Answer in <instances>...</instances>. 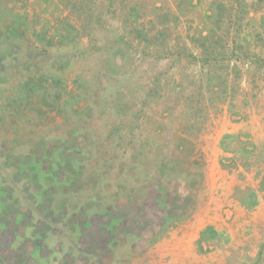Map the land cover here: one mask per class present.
<instances>
[{"label":"rangeland","instance_id":"1","mask_svg":"<svg viewBox=\"0 0 264 264\" xmlns=\"http://www.w3.org/2000/svg\"><path fill=\"white\" fill-rule=\"evenodd\" d=\"M0 189V264H255L228 229L182 238L264 203V0H0ZM67 197L54 257L36 208Z\"/></svg>","mask_w":264,"mask_h":264},{"label":"crops","instance_id":"2","mask_svg":"<svg viewBox=\"0 0 264 264\" xmlns=\"http://www.w3.org/2000/svg\"><path fill=\"white\" fill-rule=\"evenodd\" d=\"M246 129V123L228 124L221 131V139L227 133H240L242 131H245ZM244 207L245 208L228 209L231 214L230 218H232L231 223L233 224L228 223L225 218H220V215L216 212L217 209H215V211H211V209H208L205 212H197L186 226V230L183 233L182 244H186V246H188L187 244L190 245V242L194 241H200L201 244H203L206 240H202V233L208 227L213 228L218 233H221L225 229H228L227 234L230 236V246H233L235 248H251V251L247 252L246 257L250 260L255 261V264H264V239H261V234L258 233L259 229H262V227L264 228V219L262 218V216H260V213H262V210L264 209V203L262 201H259L258 204L253 208H247L246 206ZM234 226L235 228H233ZM240 229H243L245 231L251 230V236H254L255 238L252 240H250L249 238L238 239V232H236V230Z\"/></svg>","mask_w":264,"mask_h":264},{"label":"trees","instance_id":"3","mask_svg":"<svg viewBox=\"0 0 264 264\" xmlns=\"http://www.w3.org/2000/svg\"><path fill=\"white\" fill-rule=\"evenodd\" d=\"M27 82L28 83L26 85H24L25 87L23 89H20L19 90L20 94H22V93L24 94V92L26 91V87L29 88V89H33V88H31V82L29 80ZM233 139H235L234 134H227V135H225L224 138H223V140H222L223 149L227 150L228 149V143H229V141L230 140H233ZM136 151H137V149H135L133 152L136 153ZM136 155H138V154H136ZM133 163H134V161H133ZM5 164H6V166H10L12 163L11 162H8V160H5ZM27 165H28V163H25V162L22 163V164L18 163L15 168H16V170L18 172H23L24 173L25 170H26V168H27ZM36 169L37 168L31 169L30 173L37 172ZM30 173H29V175L31 176ZM89 183H90L89 186L92 189V197H94L93 200L91 201V203L93 202L92 204L98 206V208H102V206H101L102 204L101 203H102V200L104 198V196H103L104 195L103 190L100 189V191L95 192V190L93 189V186L96 187L97 183L95 182V184L92 185L91 184L92 183V180L91 181L89 180ZM1 190L2 189H0V192H1ZM61 193H62V191H61ZM96 198H97V200H96ZM63 200H64L65 206H63L61 204L60 205V208H62V209L60 211H55V208H52L51 215H49V217L44 215V213L42 212L41 208L40 209L39 208H36V211L38 212V215L39 216L38 217H35V219H36L35 224L37 225V223L40 220L46 222V227L42 228L40 231L37 229L39 231V233H40V238L42 237V241H41V243H40V245L38 247L50 245V241H51V238L52 237L55 238L59 242L61 241V244H62V242L64 243L62 234H57L56 235V233L54 232L55 229H56V227H54L53 224L60 223V221L65 220V217L63 215H62L63 217H60V219H59L60 221L57 219L58 216H59V213H61V214L62 213H65L64 208L74 207V205H72V203H70L71 200H70L69 197H67L65 199L63 198ZM1 201L2 200H0V202ZM96 203H98V205ZM241 203L243 205H245L246 207H248V208H253V207H255L258 204L257 195L255 193H252L251 192V193L248 194V199L242 201ZM106 208H107L108 211H110L111 208H112V206L110 204H107L106 205ZM56 212H58V214ZM114 220H116V219H114ZM33 226H35V225H30L29 226L30 230L36 229V227H33ZM216 235H217V233H215V231L213 230V228L208 227L202 233V240L203 239H209V238H212L213 239V238L216 237ZM28 236H29L30 239L32 238V236H30V235H28ZM35 236H36V233L34 232V238H35ZM63 251H64V245L62 244L59 249H53L52 252H51V254L55 257V254L56 253H57V255H62Z\"/></svg>","mask_w":264,"mask_h":264},{"label":"bare ground","instance_id":"4","mask_svg":"<svg viewBox=\"0 0 264 264\" xmlns=\"http://www.w3.org/2000/svg\"><path fill=\"white\" fill-rule=\"evenodd\" d=\"M207 217V216H206ZM262 219V218H261ZM257 235V234H256ZM179 247V246H178ZM189 253H188V251H187V249L185 248L184 250H180L179 252H178V257H177V261L179 260H181V259H186V258H188L189 257Z\"/></svg>","mask_w":264,"mask_h":264}]
</instances>
